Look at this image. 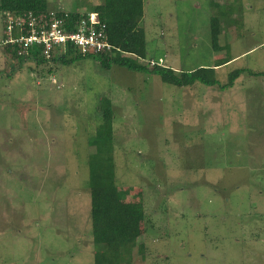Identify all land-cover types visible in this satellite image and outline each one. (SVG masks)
I'll return each instance as SVG.
<instances>
[{
    "label": "rangeland",
    "instance_id": "obj_1",
    "mask_svg": "<svg viewBox=\"0 0 264 264\" xmlns=\"http://www.w3.org/2000/svg\"><path fill=\"white\" fill-rule=\"evenodd\" d=\"M102 2L47 0L48 11L88 16ZM220 6L231 17L214 51ZM140 26L143 64L215 67L220 85L237 69L264 71V0H144ZM5 38L0 14V264L108 256L92 241L87 165L107 108L119 199L142 202L146 215L129 264H264V76L242 72L222 90L91 58L18 65Z\"/></svg>",
    "mask_w": 264,
    "mask_h": 264
},
{
    "label": "trees",
    "instance_id": "obj_2",
    "mask_svg": "<svg viewBox=\"0 0 264 264\" xmlns=\"http://www.w3.org/2000/svg\"><path fill=\"white\" fill-rule=\"evenodd\" d=\"M143 6L144 0H103L93 8L91 13L97 15L99 23L104 24L107 40L114 47L110 54L84 55L73 46L67 45L62 54L52 55L51 60H48L42 55L39 47H33L22 55L17 54L13 45L5 44L4 50L18 65L28 60L37 65L49 61L71 65L80 59L91 58L105 69L116 65L130 72L156 75L163 83L178 87L191 86L197 82L202 85L219 86L220 89L225 90L234 87L235 80L242 72H248L253 76H264V71L237 69L229 73L224 85H220L215 77V67L203 66L188 71H175L159 63L152 64L150 60L148 61L150 65L141 63L140 60L147 58L145 33L140 26ZM48 7L47 0H0V14L5 12L23 14L27 11L40 14L46 13ZM229 9L220 6V9H217L219 12L211 16L210 37L214 51L221 49L218 44L220 24L222 18L231 17ZM60 14L63 16V12ZM82 16L87 14L68 12L67 24L70 25ZM229 61L231 58L214 66H220ZM9 67L13 71L15 66ZM101 115V122L88 140V146L95 149L88 154L87 158L92 241L108 254L105 260L97 261L96 264L124 262L129 264L132 248L137 245V239L142 234L141 222L145 220L146 215L142 202H123L119 199L115 181L113 113L107 108L101 110Z\"/></svg>",
    "mask_w": 264,
    "mask_h": 264
},
{
    "label": "built area",
    "instance_id": "obj_3",
    "mask_svg": "<svg viewBox=\"0 0 264 264\" xmlns=\"http://www.w3.org/2000/svg\"><path fill=\"white\" fill-rule=\"evenodd\" d=\"M60 13L5 12L6 38L2 42L13 45L19 55L39 47L46 58H50L52 52L63 51L67 45L84 55L112 52L114 47L108 42L105 26L98 22L96 14H87L68 25L67 13H63V16ZM155 63L160 64L159 61H152V64Z\"/></svg>",
    "mask_w": 264,
    "mask_h": 264
}]
</instances>
